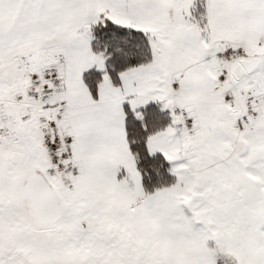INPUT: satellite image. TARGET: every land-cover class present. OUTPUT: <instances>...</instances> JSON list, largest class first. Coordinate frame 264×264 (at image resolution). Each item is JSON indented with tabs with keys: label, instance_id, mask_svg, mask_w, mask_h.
Masks as SVG:
<instances>
[{
	"label": "snow or ice",
	"instance_id": "6c2138e0",
	"mask_svg": "<svg viewBox=\"0 0 264 264\" xmlns=\"http://www.w3.org/2000/svg\"><path fill=\"white\" fill-rule=\"evenodd\" d=\"M0 264H264V0H0Z\"/></svg>",
	"mask_w": 264,
	"mask_h": 264
}]
</instances>
